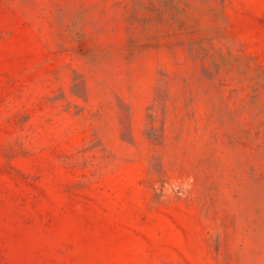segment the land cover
I'll return each instance as SVG.
<instances>
[{"label": "rangeland", "instance_id": "1", "mask_svg": "<svg viewBox=\"0 0 264 264\" xmlns=\"http://www.w3.org/2000/svg\"><path fill=\"white\" fill-rule=\"evenodd\" d=\"M0 264H264V0H0Z\"/></svg>", "mask_w": 264, "mask_h": 264}]
</instances>
